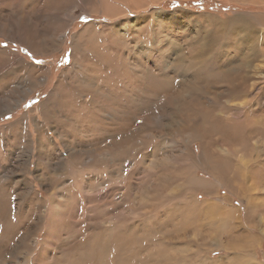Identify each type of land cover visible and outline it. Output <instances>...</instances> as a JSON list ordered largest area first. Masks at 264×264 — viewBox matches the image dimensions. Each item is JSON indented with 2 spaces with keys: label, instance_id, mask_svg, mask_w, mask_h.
Here are the masks:
<instances>
[{
  "label": "rangeland",
  "instance_id": "obj_1",
  "mask_svg": "<svg viewBox=\"0 0 264 264\" xmlns=\"http://www.w3.org/2000/svg\"><path fill=\"white\" fill-rule=\"evenodd\" d=\"M0 194V264H264V0H0Z\"/></svg>",
  "mask_w": 264,
  "mask_h": 264
},
{
  "label": "bare ground",
  "instance_id": "obj_2",
  "mask_svg": "<svg viewBox=\"0 0 264 264\" xmlns=\"http://www.w3.org/2000/svg\"><path fill=\"white\" fill-rule=\"evenodd\" d=\"M136 9V8H135ZM29 20V19H28ZM65 24V23H64ZM67 24H65V26L61 29L60 27H58L59 25H57V26H55L54 27V29H53V36L55 37V41H57V42H59L61 45H63V40L65 39V29L68 27V26H66ZM60 29H61V31H60ZM89 29V28H88ZM88 31V30H87ZM241 54V53H240ZM244 57H242L241 59H242V64H243V66H245V65H247V63H248V61H249V55H243ZM109 57V56H108ZM101 61V60H100ZM96 62V61H95ZM102 62V61H101ZM101 62L100 63H98V65L100 64L101 65ZM111 62V61H110ZM17 63V62H16ZM106 63V62H105ZM104 63V64H105ZM102 64H103V62H102ZM114 64V63H113ZM19 65H20V63H19ZM28 65V64H27ZM97 65V67H99ZM109 66V65H108ZM114 66H116V65H114ZM20 67V66H19ZM32 67V66H31ZM95 67H96V65H95ZM101 67H102V65H101ZM110 67V66H109ZM113 67V66H112ZM106 68V67H105ZM32 69H37V68H35L34 66L32 67ZM100 69V68H99ZM108 69V68H107ZM106 69V70H107ZM29 70V69H28ZM42 72H46L44 69H40ZM103 70V69H102ZM48 71H51L50 69L48 70ZM108 71V70H107ZM114 72L116 71V70H113ZM100 72V71H99ZM106 72V71H105ZM112 72V71H111ZM117 72V71H116ZM107 73V72H106ZM103 74H105V73H102V75ZM110 74V73H109ZM111 74H113V73H111ZM117 74V73H116ZM106 75H108V73L106 74ZM115 75V74H114ZM68 77V76H67ZM110 77V76H109ZM112 77V76H111ZM140 77V76H139ZM35 79V78H34ZM152 79V78H151ZM119 80V79H118ZM145 80H147V79H145ZM148 80H150V78H148ZM152 81V80H151ZM117 82V81H116ZM162 82V81H161ZM36 84V83H35ZM63 84V83H62ZM60 85V84H59ZM147 86H148V84H146ZM149 85H150V83H149ZM31 87V86H30ZM63 87V86H62ZM149 87H151V85L149 86ZM63 89L60 87V86H58L54 91H53V93H51L50 94V96H49V98H48V100H46V102L44 101L41 105H42V108H45V107H47L48 106V104H50V102L51 101H53V100H58V102L56 103V107H55V109L54 110H56V109H58L59 111L58 112H61V116H63L64 117V119H65V121L67 120V122L68 121H72V120H70V117H72L73 118V121H74V116H76V117H78V116H82L83 118L86 116V117H90L89 119H87V122H91V120L92 119H94L95 118V115H96V113L94 114L93 112H90L89 110H87L86 111V113L84 114V112L82 111V108H84V109H88L87 107H85V106H76V104H77V102H78V99L79 98H77L75 95H74V93H70L67 89H65V94L63 95L62 94V97L61 98H59V99H57V96H58V92L59 91H62ZM19 91V90H18ZM77 92H78V90H76ZM73 92V91H72ZM75 94H77V93H75ZM23 96V95H22ZM78 97H79V95H77ZM21 98V97H20ZM20 100V99H19ZM80 103V102H79ZM92 103V102H91ZM73 106V107H72ZM94 106V105H93ZM41 107V106H40ZM80 108V109H79ZM90 109V108H89ZM91 109H93V108H91ZM52 108H50L49 110H48V112H47V114H46V116H44V119H46L47 121L48 120H50L51 118V116H53L54 117V119L55 120H57V116H55V114H54V111ZM45 112H46V110H45ZM72 112H73V115H71L72 114ZM56 113V112H55ZM58 117H59V115H58ZM97 117V116H96ZM60 119V118H59ZM77 119V118H76ZM61 121L63 120V119H60ZM59 121V120H58ZM61 121H59V122H61ZM53 122V121H52ZM45 123V122H44ZM54 123V122H53ZM62 123V122H61ZM75 123V122H74ZM69 124V123H68ZM72 124V123H71ZM58 125V124H57ZM66 125V124H65ZM73 125V124H72ZM74 126V125H73ZM37 127V126H36ZM73 128V127H72ZM38 130H39V132H41L42 133V130H43V128L42 127H40V128H38ZM227 131V130H226ZM42 136H44V135H42ZM42 138V137H41ZM43 138H46V137H43ZM40 139V138H39ZM45 140V139H44ZM40 145H42L43 146V143L41 142L40 143ZM6 192V191H5ZM2 193H4V192H2ZM0 198H1V194H0ZM7 213H8V206H7V202H5V201H1L0 202V221L2 222H5V224H6V226H7V224H8V222H7ZM3 222H2V224H3ZM13 232V231H12ZM126 246H127V244H126ZM125 248V247H124ZM129 249V248H128ZM129 252V251H128ZM131 253V252H130ZM129 253V254H130ZM130 257V256H129ZM128 257V258H129ZM128 261V260H127ZM134 261V260H133ZM123 262V261H122ZM138 264V263H137Z\"/></svg>",
  "mask_w": 264,
  "mask_h": 264
},
{
  "label": "trees",
  "instance_id": "obj_3",
  "mask_svg": "<svg viewBox=\"0 0 264 264\" xmlns=\"http://www.w3.org/2000/svg\"><path fill=\"white\" fill-rule=\"evenodd\" d=\"M198 4V3H197ZM182 5H188V4H186V2H183V3H179V4H175V3H169L168 4V8H174V7H178V6H182Z\"/></svg>",
  "mask_w": 264,
  "mask_h": 264
}]
</instances>
